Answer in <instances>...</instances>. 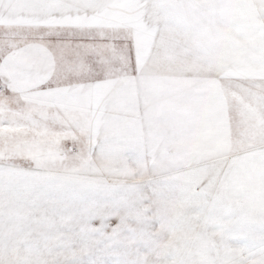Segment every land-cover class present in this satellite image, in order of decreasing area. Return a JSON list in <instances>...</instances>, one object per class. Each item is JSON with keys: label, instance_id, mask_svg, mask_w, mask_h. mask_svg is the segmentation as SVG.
<instances>
[{"label": "rangeland", "instance_id": "obj_1", "mask_svg": "<svg viewBox=\"0 0 264 264\" xmlns=\"http://www.w3.org/2000/svg\"><path fill=\"white\" fill-rule=\"evenodd\" d=\"M57 260L264 264V0H0V264Z\"/></svg>", "mask_w": 264, "mask_h": 264}, {"label": "snow or ice", "instance_id": "obj_2", "mask_svg": "<svg viewBox=\"0 0 264 264\" xmlns=\"http://www.w3.org/2000/svg\"><path fill=\"white\" fill-rule=\"evenodd\" d=\"M98 7H104V5H97ZM60 43V42H58ZM88 45H91L92 47L99 49V54L101 56L106 57V60L103 64V72H107L108 69L111 67V65L115 62L116 59H118L117 53L122 51V49L118 48L115 45H112L113 52L111 55H109L106 51L108 45L106 41H97V40H89L87 42ZM51 46V45H49ZM79 47V45H77ZM136 55V48L133 46V48L130 50V56ZM6 166V165H5ZM46 182H42L38 188H36L32 193L31 197L33 199V206L38 210V212L44 213L47 215L48 213H55L59 210L60 206L65 204L69 197H63L61 198L57 194H54L46 189L45 187ZM79 195V194H77ZM94 218V217H93ZM105 219L109 220V222L115 221L114 216H106ZM102 230V229H101ZM86 242V241H82ZM53 264H60V261H54Z\"/></svg>", "mask_w": 264, "mask_h": 264}, {"label": "crops", "instance_id": "obj_3", "mask_svg": "<svg viewBox=\"0 0 264 264\" xmlns=\"http://www.w3.org/2000/svg\"><path fill=\"white\" fill-rule=\"evenodd\" d=\"M239 41L240 40H237V42ZM227 53L220 54L221 58L219 60H221V62L218 64V66L212 65V64L207 65V67L213 68L210 71L205 72V73L202 72L200 74H194V75H191L190 77L179 79V80L189 79L188 83H185L184 85H179V86L183 88H188V87L190 88V87L198 86V85L216 83V80L217 82L218 80H224V77H223L224 75H222L221 73H226V72L228 73L226 75V78L228 77V79L231 78V79L240 80V54L237 55L236 58H234V56L231 57L229 56L230 54L228 55ZM230 60H233L231 64H229ZM232 72L233 74L229 75V73H232ZM212 79H215V81H212Z\"/></svg>", "mask_w": 264, "mask_h": 264}]
</instances>
